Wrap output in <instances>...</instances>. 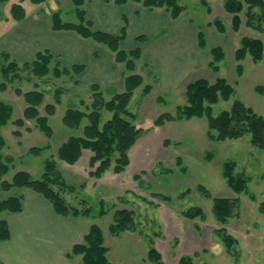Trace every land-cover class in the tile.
Wrapping results in <instances>:
<instances>
[{
	"label": "rangeland",
	"instance_id": "rangeland-1",
	"mask_svg": "<svg viewBox=\"0 0 264 264\" xmlns=\"http://www.w3.org/2000/svg\"><path fill=\"white\" fill-rule=\"evenodd\" d=\"M206 1L205 4L203 0H180L186 6L181 22L186 26L189 20V29L205 33L207 47L204 51L210 58V48L223 47L226 55L219 62L220 69L199 68L172 91L161 90L153 84L151 91L145 93V83L135 91L128 105L135 116L127 118L144 130L130 149V163L122 172L114 171L116 155L112 167L101 177L90 174L93 169L90 150H84L75 164L58 157L60 145L70 135L82 132L63 123V115L72 106L70 104L63 102L56 115H49L54 130L52 137L37 127L35 119L26 120L25 126L20 128L13 123L24 117L27 107L23 95L16 92L17 86L23 91L39 87L48 93L39 107L42 114H46L45 105L49 102L56 105L52 98L53 83L56 82L52 73L37 77L22 68L20 77L7 81L5 90L0 88V99L13 106L12 121L0 126V135L5 139L0 152L10 165L7 173L0 174V183L2 180L11 181L19 170L41 178L47 161L54 159L67 184L63 191L67 200L81 209L92 208L90 216L78 217L86 225L97 223L101 226L112 264H152L147 259L151 247L162 253L166 264H179L186 255L192 257L194 264H264V212L261 210L264 204V148L255 146L249 133L238 139L211 138L206 116L167 121L161 126L154 124L164 112L178 113L179 106L187 103L186 85L199 77L210 81L224 77L236 89L229 100H220L213 105L214 114L230 108L235 99H240L264 115V58L254 61L248 54L243 60H237L235 56L244 36L264 41V19L262 28L249 25V4L243 0L244 8L239 13L242 22L235 30L234 14L226 10V0ZM17 2L25 6L27 13L33 9L42 12L58 10L65 21L78 22L72 0H47L40 4L30 0H0V33L5 21L12 17L11 6ZM254 11L259 14L261 8L255 7ZM218 20L225 27L223 31L218 27ZM254 24L259 21L254 20ZM5 62V54L0 52V69ZM0 79L2 83L1 70ZM145 79L152 83L147 76ZM54 97L57 101V92ZM88 103L91 98L85 99L80 108L86 109ZM112 114L104 109L103 121ZM84 123H87L86 119ZM17 129L21 131L20 136L14 133ZM33 146L43 149L39 154L31 153ZM8 156L10 159H6ZM229 160L235 162V174L248 179L247 188L242 192L234 190L224 175V164ZM20 192V188L13 187L3 191L1 198ZM217 197L238 200L233 216L226 223H221L215 215L213 206ZM191 207H201L203 214L188 218L184 211ZM123 208L134 210L136 230L113 235L109 226L115 221L117 211ZM223 229L236 239L231 248L221 233Z\"/></svg>",
	"mask_w": 264,
	"mask_h": 264
},
{
	"label": "trees",
	"instance_id": "trees-1",
	"mask_svg": "<svg viewBox=\"0 0 264 264\" xmlns=\"http://www.w3.org/2000/svg\"><path fill=\"white\" fill-rule=\"evenodd\" d=\"M5 1V0H2ZM24 1V0H22ZM33 3L40 4L47 0H30ZM87 0H72L75 6V13L78 22L65 21L60 11L51 12V25L55 30H74L85 38H91L94 41L108 47L115 53L116 61L125 66V90L116 93L110 99L105 97L101 86L92 85L91 103L86 104V109L80 107H68L63 115V123L73 129L82 131L79 134H72L64 141L58 149V157L70 164H75L83 155L84 150H90V166L93 168L90 174L95 177H101L113 165L115 158L114 171L119 173L125 170L130 163L129 151L137 143L139 136L144 128L137 127L128 117H134L135 114L128 109V105L137 88L144 84V76L135 72L138 61L142 58V49L140 46L126 50L121 47V41L126 36V26L122 28L119 35L94 28L93 22L87 17L85 3ZM115 4H124L130 1L141 3L149 10L163 8L168 11L173 18H178L185 10L186 6L180 3V0H107ZM248 8V24L257 28H262L264 19V0H246ZM203 3H207L203 0ZM255 7H260L261 12L257 14ZM225 8L233 13V28L238 30L242 19L239 13L244 8L243 0H226ZM27 11L21 2L14 3L11 6V16L15 20H22L26 17ZM254 20L259 24L255 25ZM221 31L225 29L220 20L217 21ZM143 40V36L139 37ZM198 45L201 48L207 47L205 33L198 31ZM6 62L1 66V75L3 82L0 88H7V81H13L20 77L22 68L28 69L37 77H44L52 73L55 77L68 75L74 77L85 69L84 64H75L72 67H62L57 56L46 49L37 52L35 58L31 61L19 62L16 59L9 58L4 52ZM211 58L208 66L215 71H219V62L225 58V51L221 46L210 48ZM250 54L254 61H260L264 58V41L261 38L244 36L241 46L236 50L237 60H243ZM239 69H242L240 65ZM16 92L23 95L27 107L24 109V117L13 121L19 128L25 126L26 120L35 119L37 127L48 137L54 134L53 127L50 124L49 115L56 113V105L48 103L45 105L46 114H42L40 106L45 101V92L40 89H30L23 91L17 86ZM152 89L151 84L144 85V92L149 93ZM235 87L224 77H217L215 81L207 78H196L186 85L187 103L179 106L178 113L164 112L154 121L155 125H164L167 121L177 119H190L192 117H204L208 119L209 136L217 140L238 139L245 134H251V142L260 148H264V115L257 112L252 106L247 105L240 99H235L228 109H223L214 114L213 105L220 100H229L235 93ZM61 94L60 92H58ZM58 94V96H59ZM60 101L59 98L57 97ZM85 104V99L81 100ZM111 111L112 116L103 121L102 111ZM13 106L10 103L0 100V126H5L12 121ZM87 120V123L85 122ZM14 133L21 135L19 129ZM5 145V139L0 135V149ZM43 147L33 146L31 153L39 154ZM5 155L0 152V174L9 171L10 165L4 161ZM10 159V156L6 157ZM224 175L230 186L237 192H242L247 188L248 179L244 176L235 174V162L227 161L224 164ZM13 187L31 188L47 198L53 205L55 211L64 216L78 217L80 215L90 216L92 208L81 209L71 204L65 197L63 191L67 184L57 170V162L50 159L46 164V171L41 178H34L26 170H19L11 181L2 180L0 183V215L3 213H17L23 211L25 196L22 192L1 198L3 191H9ZM58 187V188H57ZM238 205V200L227 197H217L214 200V212L221 223H226L233 216V212ZM264 212V204L261 206ZM104 213V212H102ZM188 218H195L203 214L201 207H191L184 211ZM109 230L113 235H120L127 230H136V221L134 210L123 208L117 211L115 221L110 224ZM229 248L235 243V238L226 232H221ZM11 237L9 222L5 218H0V241L8 240ZM109 247L105 244V235L101 226L93 223L85 233L83 240L73 245L67 255H82V264H112L109 256ZM147 259L152 264H166L162 259V253L156 248L151 247L147 254ZM0 264H3L0 261ZM179 264H194L191 256H183Z\"/></svg>",
	"mask_w": 264,
	"mask_h": 264
},
{
	"label": "crops",
	"instance_id": "crops-1",
	"mask_svg": "<svg viewBox=\"0 0 264 264\" xmlns=\"http://www.w3.org/2000/svg\"><path fill=\"white\" fill-rule=\"evenodd\" d=\"M85 10L95 29L119 35L126 26L121 47L126 50L141 47L142 58L135 72L144 76L145 84L172 91L197 69L209 64L210 55L198 45V31L189 29V20L182 26L183 13L173 18L163 8L149 10L134 1L119 5L107 0H87ZM5 22L0 33V52H6L9 58L21 63L31 61L37 52L48 49L62 67L85 65L74 77L54 76L52 98L57 112L63 102L81 107L82 99L89 100L93 84L101 86L106 98L125 90V66L116 61L115 53L74 30L53 29L50 11L33 9L22 20L11 17ZM140 36L143 40H139ZM145 76L152 83L146 82ZM56 92L61 93H58L60 101H55ZM21 192L25 196L23 211L0 215L8 220L11 230V237L0 241V261L3 264H82V255L69 257L67 252L83 240L91 223L86 225L79 217L57 213L47 198L31 188H23Z\"/></svg>",
	"mask_w": 264,
	"mask_h": 264
}]
</instances>
